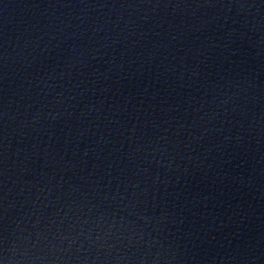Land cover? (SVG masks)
Masks as SVG:
<instances>
[{
	"label": "water",
	"instance_id": "obj_1",
	"mask_svg": "<svg viewBox=\"0 0 264 264\" xmlns=\"http://www.w3.org/2000/svg\"><path fill=\"white\" fill-rule=\"evenodd\" d=\"M0 264H264V0H0Z\"/></svg>",
	"mask_w": 264,
	"mask_h": 264
}]
</instances>
